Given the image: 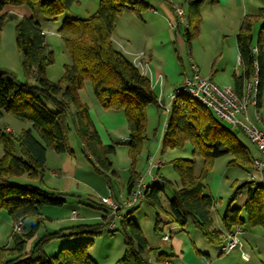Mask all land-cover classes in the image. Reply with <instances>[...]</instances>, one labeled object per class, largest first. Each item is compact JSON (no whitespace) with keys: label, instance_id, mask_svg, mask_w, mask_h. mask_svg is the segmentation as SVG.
I'll return each mask as SVG.
<instances>
[{"label":"trees","instance_id":"obj_1","mask_svg":"<svg viewBox=\"0 0 264 264\" xmlns=\"http://www.w3.org/2000/svg\"><path fill=\"white\" fill-rule=\"evenodd\" d=\"M207 1L217 0H183L187 44L197 35L202 7ZM75 4H79V0H0V39L5 22L14 21L15 44L22 58L24 77V82H19L0 68V118L9 115L30 125L17 136L10 132L0 133L4 150L0 159V213L5 212L14 225L21 222L23 226L35 219L29 229L23 227L21 233L12 234L10 245L0 247V264H98L90 255L95 239L117 232L123 237L124 253L114 264H152L150 254L154 249L132 218L140 204L117 210L116 217L103 202L95 204L86 200L87 203L82 202L84 205L103 212L101 223L41 233L47 220L42 208H61L69 196L45 184L47 152L73 154L69 133H74L83 154L94 170L108 179L109 185L110 174L116 176L111 162L116 148L102 142L93 124L89 105L80 94L85 83L91 86L103 110L125 115L129 131L127 145L133 162L127 184L129 194L140 179L134 165L147 140V108L155 106L162 110L150 78L141 74L113 40L120 16L124 13L141 16L149 5L144 0H99L97 11L89 17L67 18L59 24V19ZM7 7L24 8L30 17L4 13ZM43 24L58 26L57 34L71 59L70 64L64 65L63 76L56 83L47 78L54 55ZM237 47L242 72L234 74L233 89L239 97L243 96L247 83L255 75L256 64L258 110L264 92V8L244 17L237 34ZM167 123L162 152L182 149L189 144L192 159L172 162L178 183H174L168 209L162 204V188L153 184L144 190L143 203L156 211L155 234L162 232L165 217L169 224L181 228L192 224L214 246H221L224 233L237 227L242 230L260 228L264 232V187L249 181L234 183L233 197L244 194L245 202L242 208H227L221 218L222 229L215 226V199L204 195L205 181L220 157H230L229 167L252 172L255 157L250 145L253 144L246 134L241 129L237 133L236 128L226 127L211 110L184 96L171 106ZM198 160L202 162L199 171ZM22 176L32 184L27 188L11 184L12 177ZM159 180L173 185L167 178L159 177ZM123 209L129 211L120 215ZM242 211L244 217H241ZM112 223L114 228L111 229ZM54 242L62 248L56 255H50L47 249ZM75 244L80 245L71 248ZM160 260L166 262L163 257Z\"/></svg>","mask_w":264,"mask_h":264},{"label":"crops","instance_id":"obj_2","mask_svg":"<svg viewBox=\"0 0 264 264\" xmlns=\"http://www.w3.org/2000/svg\"><path fill=\"white\" fill-rule=\"evenodd\" d=\"M144 2L149 5V9L141 16L124 13L118 18L113 40L132 61L135 57H140L149 66L148 77L155 92L161 95L164 103H168L172 94L182 86L185 77L192 76V63L198 67L202 77L211 79L218 86L233 88L234 74L240 75L242 72L237 47V34L244 17L256 14L264 8V0L207 1L202 7L201 22L198 26L197 35L191 39L189 44H187L184 37L185 23H180L175 15V8L177 7L182 8L185 13L183 0H144ZM4 13L16 14L20 18L30 17V13L24 8L7 7ZM121 18L126 22L127 29L123 27L124 31L121 29ZM259 29L260 25L255 28L254 37L257 36ZM57 31L58 26L56 25L43 26V32L46 36L47 33L58 36ZM163 35L166 37L165 40L163 38L159 39ZM116 38L122 39L124 42L121 43ZM164 42L177 43L180 51L175 52L171 49L169 54L165 55L162 50ZM185 54L187 56L186 62L183 58ZM66 56L67 64H70L71 59L67 51ZM160 78L162 83L159 81ZM80 94L82 100L89 105L91 119L102 142L106 145H113L112 135L120 129L127 128L125 115L122 112L103 110L88 83H85L84 90ZM256 113L260 116L259 120L256 119ZM249 115L258 128L264 129V92L260 108L258 110L250 109ZM8 131L12 133L9 128L6 132ZM163 135L164 129L162 137ZM121 139L124 140L125 138L122 137ZM76 145L77 150H73L72 155L47 152L45 184L47 187L62 191L61 193L67 194L82 203L86 199L81 201L80 188L81 184L86 186V182H83L81 178L84 174L90 177L88 172L84 173L83 171L88 166L86 163L89 162V158L86 157L85 160L82 157L77 158L76 151L81 154L83 152L79 141ZM252 146L254 157H259L257 148L254 145ZM161 163L159 162L157 165L159 168ZM78 172L82 176H77ZM249 174L247 173V180ZM153 177L149 184V176L142 178L140 175L139 180L146 188L160 182L157 177H155L157 181L153 182ZM98 187H92V192L96 196L93 194L89 196L91 201L99 200V204L104 199H108L120 205L129 196L127 186H122L119 193H113L112 191L109 196L104 194L103 190L98 192L100 189ZM97 197L99 198L96 199ZM73 206L74 204L70 205L68 210L62 214L54 211V207L42 208L43 217L51 222L50 225H44L41 230L42 234L52 233L75 225H94L102 222L103 212L88 209L86 213L83 211L78 213ZM73 212L78 215L75 219L72 218ZM119 214L123 215L124 213L120 212ZM221 218L216 217V220L214 218L215 226L218 229H222ZM0 221L6 227V232L8 231V237L10 238L14 228L13 222L5 212L0 213ZM34 221L35 219L28 220L23 224V227L29 229ZM168 222V218L165 217L162 232L159 234L161 243L156 241L155 236L152 241L147 239L151 248L154 249V257L150 258L152 264H164L161 262L160 257L171 264H264V233L259 231L258 228L243 229V235L241 236L243 251L250 257L248 261H244L241 257V251L238 249L227 255L219 256L220 246L208 243L200 233H196L193 225L188 224L181 228ZM166 235L169 236L168 241L163 240ZM2 237L3 230L0 232V238ZM59 247L60 245H54L52 250L56 251Z\"/></svg>","mask_w":264,"mask_h":264},{"label":"rangeland","instance_id":"obj_3","mask_svg":"<svg viewBox=\"0 0 264 264\" xmlns=\"http://www.w3.org/2000/svg\"><path fill=\"white\" fill-rule=\"evenodd\" d=\"M98 2L99 0H79V4H75L72 6L69 12L65 13L60 19L59 24H61L67 18H80L85 19L92 15L98 9ZM122 19V18H121ZM121 21V29L123 27L127 29L125 20ZM53 25V24H43V26ZM124 31V30H123ZM165 40V36L159 37ZM121 43L124 41L122 39L116 38ZM47 43L49 45L50 50L53 52L54 55V64L51 65L47 69V78L51 82H58L64 73V65L67 64V56L66 50L63 46L62 40L50 33H47L46 36ZM163 52L165 55L169 54V51L175 50V52L180 51L179 46L176 44H169L163 43ZM184 62H186V54L183 57ZM187 65V63H186ZM0 68L2 70L7 71L11 75L15 77V79L19 82H24L23 77V70H22V58L20 53L16 49L15 44V22L11 20H7L5 22L1 39H0ZM123 114V113H122ZM147 114V140L144 142L141 153L138 156L134 170L142 176V178L150 177L148 180V184L151 183L152 177H164L167 178L169 181L172 182L173 185H168L166 182L160 181L156 186H159L164 190L162 195V204L165 209L168 200H170L172 191L174 188V183L177 181L178 178L173 171L172 162L177 159H185L191 160L192 159V148L189 144H187L182 149H174V150H167L164 153L162 152V134L164 125L167 122V115L161 109H157L155 106H149L146 111ZM159 117V118H158ZM226 127H231L230 125L225 123ZM29 124H24L15 118L4 115L0 118V133L7 134V128L12 131L14 136L20 134L23 129L29 128ZM238 133V129L235 130ZM10 132V131H9ZM129 131L125 127L123 129L118 130L115 134H113V146L116 148V152L114 155L111 156V162L113 164V171H115L116 176L110 174L111 178V185L108 183V179L104 175L98 174L95 170L93 165L89 162L86 163L87 168H84V173L88 172L90 177L82 176L80 172H78L77 176H82L81 180L86 182V186L81 184L80 194L82 195V199H86L91 201L90 196L91 194L95 195L92 191V187L100 188L98 192H105L107 196L113 191L119 193L121 191L122 186H127L129 178L131 176V167H132V159L129 156V148H128V134ZM115 137V138H114ZM125 138L124 140L121 138ZM78 139L74 135L73 132L69 133V142L72 150H77L76 144ZM251 150L253 151L254 148L250 145ZM50 153H54L49 151ZM55 155V154H54ZM4 156V150L0 143V159ZM16 156H20L19 150L16 149ZM76 157H82L85 160L86 156L81 154L80 152L76 151ZM230 160L229 156H223L216 160L214 168L208 178L205 181V189L204 195L211 196L215 199V209H214V218L216 217L221 218L224 212L227 210L229 206L232 209L235 208H242L245 202V195L241 194L237 198H234V191L235 187L233 186L234 183L241 184L244 181H247V173L236 167H229L228 161ZM159 162L161 163V167L159 168L157 165ZM201 160H198L197 171H199L201 167ZM92 173V174H91ZM11 184L20 186L22 188H27L31 183L26 176L22 177H12L10 179ZM62 192V191H59ZM100 195V194H99ZM98 195V196H99ZM96 196V195H95ZM97 197L96 199H98ZM102 198V197H101ZM88 201V202H89ZM84 203L87 201H83ZM92 202V201H91ZM95 204H99V200L93 201ZM73 208L79 213L82 211L86 213L88 209H92L89 206L80 203L79 200L73 199L70 196L67 197L66 204L61 208H53L54 211H58L60 214L66 212L70 205H73ZM72 208V209H73ZM97 210V209H95ZM99 211V210H97ZM129 210L123 209L121 212L126 213ZM242 217H244V212H241ZM133 220L136 224H138L143 232L145 237L148 240L152 241V238L155 236V239L158 243H161V236L159 234H155L154 227L156 222V211L149 207L147 204H142L137 208L133 214ZM119 221V220H118ZM116 221V223H118ZM50 220H46L44 225H50ZM164 224V222H163ZM162 224V226H163ZM192 225V224H191ZM9 227V226H8ZM191 227V226H190ZM195 228V226H193ZM193 228V229H194ZM196 229V228H195ZM259 231H262L258 228ZM3 230V237L0 238V247L4 245H10L11 236L8 237L9 233L6 232V227L0 221V232ZM196 233H200L197 229L195 230ZM42 233V232H41ZM262 233V232H261ZM264 233V232H263ZM263 235V234H262ZM264 236V235H263ZM58 242H54V244L50 245L48 248L47 253L50 255H56L58 250H52V247L56 245ZM81 244V243H80ZM78 244V245H80ZM58 245V244H57ZM78 245H72L75 248ZM264 248V246H263ZM124 253V245H123V237L120 233H114L113 235L103 234L101 237L95 239L94 247L90 250V255L98 264H114L117 260H119ZM257 255V254H256ZM154 257L153 252L150 254V258Z\"/></svg>","mask_w":264,"mask_h":264},{"label":"built area","instance_id":"obj_4","mask_svg":"<svg viewBox=\"0 0 264 264\" xmlns=\"http://www.w3.org/2000/svg\"><path fill=\"white\" fill-rule=\"evenodd\" d=\"M175 15L178 17L180 23H185V13L182 8H175ZM254 52H256V50H254ZM132 62L142 75L148 76L149 66L145 64L140 57H135ZM191 70L192 76L183 79L182 86L172 94L168 103H164L161 95H159L160 107L166 115H168L171 106L176 100L184 96L200 103L206 109L211 110L216 117L224 123L233 128L241 129L259 152V157L253 159L252 172L249 174L247 181L257 186L264 187V129L258 128L249 115L250 109L256 110L257 106L258 79L256 64L255 75L250 82L247 83L242 97H239L232 87L218 86L211 79L202 77L198 67L193 63L191 64ZM159 81L162 83L161 78ZM256 119H260L258 113H256ZM167 127L168 123L166 122L164 125V133ZM156 181L157 179L153 177V182ZM144 190V184L139 180L128 198L120 205L108 199H104L103 203L111 208L114 212L113 214L118 217L116 215L117 210L121 208H132L144 202ZM77 216L76 212L72 213L73 219ZM13 227V233H21L23 231L21 222H17ZM110 228H114V223L110 224ZM242 235L243 230L238 227L232 232L224 233L223 244L219 248L218 255H227L238 249L241 251L242 259L248 261L250 257L243 251V244L241 241ZM163 240L168 241L169 236L166 235ZM164 264L171 263L165 262Z\"/></svg>","mask_w":264,"mask_h":264}]
</instances>
